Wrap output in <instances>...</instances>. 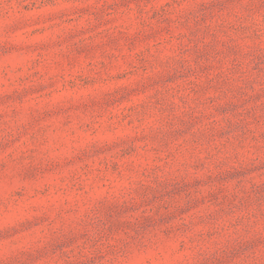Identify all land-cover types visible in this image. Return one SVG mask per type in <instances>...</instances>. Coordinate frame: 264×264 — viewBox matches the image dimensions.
<instances>
[{
	"label": "rangeland",
	"instance_id": "1",
	"mask_svg": "<svg viewBox=\"0 0 264 264\" xmlns=\"http://www.w3.org/2000/svg\"><path fill=\"white\" fill-rule=\"evenodd\" d=\"M0 264H264V0H0Z\"/></svg>",
	"mask_w": 264,
	"mask_h": 264
}]
</instances>
